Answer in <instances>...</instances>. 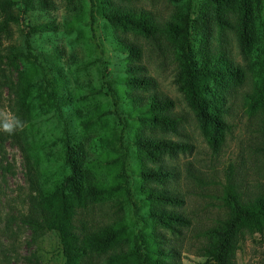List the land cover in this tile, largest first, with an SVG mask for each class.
<instances>
[{
  "label": "rangeland",
  "instance_id": "rangeland-1",
  "mask_svg": "<svg viewBox=\"0 0 264 264\" xmlns=\"http://www.w3.org/2000/svg\"><path fill=\"white\" fill-rule=\"evenodd\" d=\"M12 1L15 4L9 12L0 5V264L64 263L58 235L39 230L32 222L33 218L42 219V194L63 177L65 168L61 116L45 92L41 95L45 109L35 110L33 103L40 91L24 87L26 74H37L36 58L47 69L49 61L59 67L63 78L55 79L48 71L47 87L66 94L63 115L74 142L83 149L85 163L92 169L91 178L101 182L115 179L116 168L104 162L114 155L107 144L118 140L121 132L119 119L105 112L115 107L109 86L117 88V82L132 68L139 70L136 75L151 77L152 82L136 91L143 96L158 92L174 101L172 113L180 119L177 129L146 125L144 132L190 144L185 153L163 156L162 162L175 172L164 187L183 199L176 209L191 222L176 233L182 264L204 261L205 231L229 213L224 200L227 191L232 189L246 201L264 194V105L253 101L257 90L264 88V0L252 9L254 43L246 53L238 40V3L228 4L224 10L233 28L219 30L211 17L209 48L226 52L241 69V80L231 89L224 106L223 118L228 125L216 148L178 89L179 65L169 38L136 34L106 19L94 5L98 16L95 38L90 0H33L32 7L25 0ZM111 1L152 11L160 24L170 19L182 3ZM192 2L196 11L210 3ZM29 27L43 30L31 33ZM117 37L133 41L140 49L139 55L117 50ZM130 125L133 129L139 127L136 121ZM81 217L85 233L119 219L135 221L123 191L94 201ZM105 256L98 255L96 264H105ZM236 264H264V233H245Z\"/></svg>",
  "mask_w": 264,
  "mask_h": 264
},
{
  "label": "trees",
  "instance_id": "trees-1",
  "mask_svg": "<svg viewBox=\"0 0 264 264\" xmlns=\"http://www.w3.org/2000/svg\"><path fill=\"white\" fill-rule=\"evenodd\" d=\"M90 1L89 16L95 38L98 16L94 5H98L106 19L136 34L152 39L164 35L173 42L179 65L178 89L216 148L228 125L223 118L224 106L231 89L241 80V69L226 52L209 48L211 17L219 30L225 26L233 28L224 10L228 4L238 3L241 9L238 40L241 51L246 53L254 43L252 9L259 5V0H209L210 3L198 11L193 8L192 0H179L181 7L162 24L152 11L144 8L120 5L111 0ZM33 2L25 0L29 7ZM14 4L12 0H0L6 12ZM29 29L31 33L43 30ZM115 44L117 50L133 56L140 53L139 47L126 37H117ZM35 60L37 74L27 73L24 87L27 91L38 88L41 93L33 103L35 110L45 109L46 104L41 99L45 92L50 105L61 116L64 128L60 140L65 158L63 177L42 194V219H32L37 229L51 230L58 235L64 254L63 264H96L97 256L102 254L106 255L105 264H182L176 233L191 222L176 209L183 199L164 187L175 172L162 160L164 155L173 157L187 152L190 144L144 132L146 125L177 129L180 119L172 113L174 101L158 92L143 96L136 91L152 82L151 77L136 75L139 70L132 68L117 82V88L109 86L115 107L105 112L119 119L121 132L118 140L107 142L114 155L104 162L116 168L115 179L111 183L101 182L91 178L92 169L85 163L83 149L74 142L68 120L63 115L62 104L68 100L66 94L47 87L48 71L53 72L55 79L63 78L59 67L49 61L47 69L38 58ZM253 101L264 105V88L257 90ZM134 121L139 124L138 129L131 128ZM153 183L156 186H152ZM121 191L128 195L135 221L119 219L85 233L81 227L82 211L94 201ZM224 200L229 208L228 216L205 231V260L199 264H236L237 251L245 233H264V194L246 201L229 189Z\"/></svg>",
  "mask_w": 264,
  "mask_h": 264
}]
</instances>
